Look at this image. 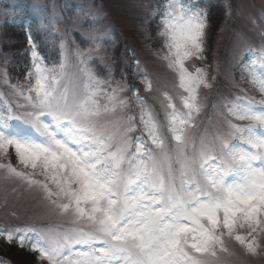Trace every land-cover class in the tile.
I'll return each instance as SVG.
<instances>
[{
  "label": "snow or ice",
  "instance_id": "1",
  "mask_svg": "<svg viewBox=\"0 0 264 264\" xmlns=\"http://www.w3.org/2000/svg\"><path fill=\"white\" fill-rule=\"evenodd\" d=\"M69 20L59 62L29 33L24 82L0 73L15 96L13 103L0 91V170L66 225L19 224L0 228V237L27 246L42 264H220L229 241L257 255L264 249V49H249L245 65L261 98L237 96L223 130L197 134L200 90L211 88L195 64L209 28L200 0H163L144 22L147 29L155 21L157 55L181 93L179 107L163 93V120L139 89L122 95L128 86L104 62V45L114 42L97 12L80 8ZM72 32L89 45L75 49L81 88L67 83ZM94 58L107 77L91 67ZM136 67L150 92L139 60Z\"/></svg>",
  "mask_w": 264,
  "mask_h": 264
},
{
  "label": "rangeland",
  "instance_id": "2",
  "mask_svg": "<svg viewBox=\"0 0 264 264\" xmlns=\"http://www.w3.org/2000/svg\"><path fill=\"white\" fill-rule=\"evenodd\" d=\"M152 1L99 0L98 7L94 11L107 18L109 24H111L108 27L110 30H112V27H116L117 34L120 36L118 38L123 45L129 42L134 46V52L140 58V69L148 73L153 84L152 90L148 92L145 91L142 80L136 81L139 86L140 95L153 106L158 117L163 120L164 110L161 107L164 102L163 93L167 92L176 98L178 107L180 106L178 97L181 93L177 87L175 74L168 69L166 62L161 59L160 55H157L158 50L162 47L160 38L153 35V30H155L153 27L148 25L147 29L145 28V19L151 9L156 6ZM162 2L157 1V4ZM223 3L226 7L224 21L214 32H212L211 23H209L204 58L195 61L196 66L203 67L206 70L211 83V88H201L200 90L201 101L204 107L201 115L197 118V134L204 129H207L209 132L223 130L227 126L228 121L232 119L228 113L227 105L237 96L249 95L256 97L258 100L261 98V94L256 86L250 83V77L247 74L245 66L241 67L239 65V59L244 53H250L249 49H254V51L264 49V0H223ZM50 8L51 17L54 21L56 16H60L57 0H54ZM4 16L6 17L7 14L1 12L0 25L5 20ZM104 24L108 25L106 22ZM54 31L58 32L60 36L63 32H66L58 25H55ZM62 36L64 37L65 35ZM14 37L15 35L11 33H2L0 29V73L6 70L12 83H15L17 80L24 82L25 75L22 78L15 76L13 81L12 73L8 71V69L11 70L12 57L1 50V45L11 43V39ZM71 45V41H68L67 83L70 88H81L82 76L79 70L80 65L78 59L72 61L71 56L73 53L75 57V50ZM87 47L80 48L86 49ZM104 49L106 51L105 46ZM105 51L102 55L106 57L104 62L111 67L112 78L117 83L126 84L128 89L122 95L131 97L130 88L132 87L133 91V82L129 77L127 78L125 68L128 69L129 66L133 65V50L128 54L124 48V53L122 57L120 55L121 60L119 61L112 60L106 55ZM96 59L102 64L99 58ZM134 64L136 66V61ZM134 71L138 73L140 70L135 67ZM133 81L135 82V79ZM0 91L10 101L15 103V96L11 88L0 83ZM211 98L212 104L209 105ZM211 106L213 107L212 118L207 114V107L210 110ZM133 107H135L134 100ZM13 162L15 163L14 159ZM66 220L67 218L65 217L49 213L40 202L38 193L27 190L19 180L6 176L5 172L0 170V228H4L1 224L3 222L12 225L48 223L52 226H57L66 225ZM6 227H9V225ZM14 243L17 242L15 240L8 242L3 237H0V264H23L20 262V258L16 257L13 253ZM25 247V252L34 253L27 246ZM21 248L17 246L16 252L20 251ZM228 248L229 254L221 255L220 264H264V249H261L257 255H251L246 253L234 241L228 242ZM33 264H42V262L36 256Z\"/></svg>",
  "mask_w": 264,
  "mask_h": 264
},
{
  "label": "trees",
  "instance_id": "3",
  "mask_svg": "<svg viewBox=\"0 0 264 264\" xmlns=\"http://www.w3.org/2000/svg\"><path fill=\"white\" fill-rule=\"evenodd\" d=\"M214 3H217V2L215 1ZM214 3H208L209 8L212 7L210 10L209 16H210V19L213 23V26L217 27L223 18L224 10H223V8H221V6L220 7L212 6ZM14 24L18 28L23 29L20 22L18 24H16V23H14ZM14 28H16V27L8 26L6 33H11V34L15 35L16 39H15V42L13 44L19 45L20 42L22 43L23 37H21L22 34L18 31V29L17 28L14 29ZM31 28L33 30H35L36 24L32 25ZM7 48H9V47H7ZM114 54H115V52H114ZM115 56H117V55L115 54ZM13 253L15 254L16 257L20 258L22 260V262H24L25 264H33V261L35 258V256L33 254H29V253H26L24 251L16 252V246H13Z\"/></svg>",
  "mask_w": 264,
  "mask_h": 264
}]
</instances>
